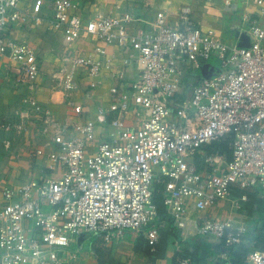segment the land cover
<instances>
[{
	"label": "built area",
	"instance_id": "1",
	"mask_svg": "<svg viewBox=\"0 0 264 264\" xmlns=\"http://www.w3.org/2000/svg\"><path fill=\"white\" fill-rule=\"evenodd\" d=\"M252 2L264 16V0ZM42 6L43 0H0V57L14 64L15 84L34 89L40 73L36 51L9 35L18 24L47 22L68 43L84 35L114 45L124 54V68L109 88L108 110L99 109L94 121L61 124L29 96L16 112L17 123L0 124L19 131L38 118L54 144L46 154L49 168L61 169L58 178L20 185L5 183L0 174V264H75L80 252L73 244L91 234L112 243L131 231L153 249L166 224L152 200L155 187L180 236L240 245L246 224L206 212L234 190L236 212L247 202L242 191L259 187L264 200V25L243 15L248 45L230 47L197 26L188 7L174 27L165 11L149 27L129 13L82 21L73 0H51L45 20ZM94 53L106 51L96 46ZM62 62L51 78L65 93L76 90L80 70L89 78L88 91L96 88L100 64L91 55L67 53ZM129 64L137 68L134 80ZM203 65L215 70L208 79L200 76ZM97 125L108 128L98 143ZM220 143L229 158L217 149ZM205 146H212L206 156ZM35 154L44 155L40 149ZM219 258L231 264L226 252ZM176 262L196 264L189 257ZM242 264H264V250H250Z\"/></svg>",
	"mask_w": 264,
	"mask_h": 264
},
{
	"label": "crops",
	"instance_id": "2",
	"mask_svg": "<svg viewBox=\"0 0 264 264\" xmlns=\"http://www.w3.org/2000/svg\"><path fill=\"white\" fill-rule=\"evenodd\" d=\"M73 1L77 4V9L73 13L82 21H88L94 17L129 13L149 23V27L159 11L167 13V22L169 26L174 27L178 22L180 10L188 7L191 18L197 26L204 31H212L215 38L230 47L237 45L242 36L245 28L243 15L259 20L264 25V16L260 14L252 0ZM21 7L29 10L30 3H24ZM50 13L51 0H43L41 10L43 18L47 20ZM9 35L36 51L40 73L34 89L15 84L11 77L14 64L7 57H0V124L17 123L16 112L23 108L22 101L29 96L33 97L41 107L48 109L59 123L69 126L94 121L99 109L108 110L109 88L118 84L116 75L124 68V54L118 47L98 42L84 35L68 43L64 40L63 34L59 30L51 29L47 22L40 26H34L32 23L18 24L9 30ZM96 46L104 47L106 54L100 56L94 53ZM67 53L91 55L95 61L99 62L97 86L93 91H88L89 78L82 70L79 71L77 88L73 92L65 93L55 84L51 74L63 65L62 58ZM67 66H69L68 63ZM128 77L130 80L137 77V68L134 64L128 66ZM183 91L181 98L186 97L188 90L184 88ZM109 119L110 116L107 117V120ZM107 129L101 125L96 126V143L105 138ZM6 143L8 147H5ZM53 147L50 136L42 133L38 118L24 122L19 131L0 129V174L5 183L12 185L11 183L17 182L19 183L17 185H20L31 180L42 181L49 177H60L61 169L58 166L50 169L52 164L46 157ZM38 149L42 150L44 155L37 156L35 150ZM227 202H222L218 207L208 210L206 214L219 220H231L236 225L246 224L247 214L239 215L242 217L238 216L234 219L233 211H228ZM242 212L245 213L244 210ZM165 223L157 244L151 249V255L135 249L134 243L128 239L131 231H127L123 239L112 243H105L100 235L91 234L78 238L73 244V247H77L80 252V257L75 264H176L179 258L194 249L191 245L203 241L200 238H183L172 228L170 222L165 221ZM203 242L211 246L218 244L213 240ZM200 254L203 260L201 264H223L218 253L212 251V254L207 256L204 251H201Z\"/></svg>",
	"mask_w": 264,
	"mask_h": 264
},
{
	"label": "trees",
	"instance_id": "3",
	"mask_svg": "<svg viewBox=\"0 0 264 264\" xmlns=\"http://www.w3.org/2000/svg\"><path fill=\"white\" fill-rule=\"evenodd\" d=\"M214 63V61H213ZM217 149L226 152L227 158H229V149L228 146L224 143H220L216 145ZM203 155H208L212 152V146H205L202 148ZM194 162L200 166V163L203 162L202 157H195ZM157 187L153 189V203L157 206L158 215L160 219L165 222L168 221L171 223L170 217L166 214L165 208L162 204V197L158 192ZM262 190L261 188H254L253 190L242 191L240 193H245L247 195V202L243 204V210L246 212L248 216L247 225V233L242 238V242L240 245L225 248L223 243L220 242L215 246L208 245L203 241L197 244L191 245L194 249H192L188 254L183 257H189L194 263L201 264V251H204L207 256L213 253H222L226 252L229 260L231 259V264H242L244 257L248 254V252L252 249L262 250L264 247V200L260 197ZM239 193V192H237ZM235 194V197L238 194ZM129 240L132 241L135 245V249L137 251H142L147 255H151L152 250L151 247L148 246L147 242L144 238L140 236H136L134 232L129 233Z\"/></svg>",
	"mask_w": 264,
	"mask_h": 264
},
{
	"label": "water",
	"instance_id": "4",
	"mask_svg": "<svg viewBox=\"0 0 264 264\" xmlns=\"http://www.w3.org/2000/svg\"><path fill=\"white\" fill-rule=\"evenodd\" d=\"M248 45V40L247 38L243 35L240 37L239 42L237 44L238 47H244ZM214 68L210 65H203L200 68V76L204 79H208L211 77L214 73Z\"/></svg>",
	"mask_w": 264,
	"mask_h": 264
},
{
	"label": "rangeland",
	"instance_id": "5",
	"mask_svg": "<svg viewBox=\"0 0 264 264\" xmlns=\"http://www.w3.org/2000/svg\"><path fill=\"white\" fill-rule=\"evenodd\" d=\"M21 179V178H20ZM12 185H17V184H19V183H17V182H15V183H11ZM237 193V191L236 190H234L232 193H231V195L228 197V199L229 200H227L228 202H227V205H228V208H229V210L228 211H233V216L235 217L234 219H236V218H238V216L239 215H245L246 214V212L245 213H243V212H236L235 211V209L233 208V206H232V200H234V198H235V194ZM238 194V193H237ZM219 205H221V203L220 204H218L217 206H215V207H218ZM214 207V208H215ZM213 209V208H212ZM211 210V209H210ZM238 213V214H237ZM240 218L242 217V216H239Z\"/></svg>",
	"mask_w": 264,
	"mask_h": 264
}]
</instances>
